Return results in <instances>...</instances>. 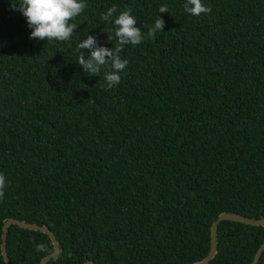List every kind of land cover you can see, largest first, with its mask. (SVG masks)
<instances>
[{
	"label": "trees",
	"instance_id": "trees-1",
	"mask_svg": "<svg viewBox=\"0 0 264 264\" xmlns=\"http://www.w3.org/2000/svg\"><path fill=\"white\" fill-rule=\"evenodd\" d=\"M85 2L69 40L39 41L20 0H0V264L9 219L51 230L61 253L48 264L199 262L220 214L264 219V0H202L212 11L200 16L186 0ZM127 8L145 39L124 47L109 89L76 46H115ZM156 17L163 32L148 38ZM263 241V227L223 221L209 264H251ZM6 251L40 264L53 246L11 226Z\"/></svg>",
	"mask_w": 264,
	"mask_h": 264
},
{
	"label": "clouds",
	"instance_id": "clouds-1",
	"mask_svg": "<svg viewBox=\"0 0 264 264\" xmlns=\"http://www.w3.org/2000/svg\"><path fill=\"white\" fill-rule=\"evenodd\" d=\"M86 7L85 0H20L18 5L13 3V8L23 14L28 27L32 30L30 38L39 41L69 40L77 29V24L71 21L84 12ZM184 9L194 16L210 14L212 11L210 7H206L202 3V0H186ZM158 11L166 13L169 12V9L167 6H161ZM116 12L117 7L113 5L101 14L100 19L108 22ZM113 23L117 43L112 48L98 45L97 38L92 35H87L76 46L78 65L91 76H99L101 69L105 68L104 80L109 89L120 83V73L126 69L129 63L121 56L124 47L129 44L139 45L145 39V34L140 27H137V20L132 15L131 8L121 11ZM164 26L165 21L156 17L154 25L147 32V37L154 39L158 31L163 32ZM112 39L113 36L108 34V41L111 42ZM84 49L89 50L87 56ZM6 184L5 175L0 173V199L4 197ZM36 247L37 250H42L44 245L38 244Z\"/></svg>",
	"mask_w": 264,
	"mask_h": 264
},
{
	"label": "water",
	"instance_id": "water-1",
	"mask_svg": "<svg viewBox=\"0 0 264 264\" xmlns=\"http://www.w3.org/2000/svg\"><path fill=\"white\" fill-rule=\"evenodd\" d=\"M223 221H230V222H236L248 226H255V227H263L264 228V219H249L245 218L240 215L231 214V213H222L218 216V218L212 223L211 229H210V248L207 256L196 263L193 264H209L215 257L217 253V229L218 225ZM11 226H16L23 230H29V231H35V232H41L48 236L50 239L53 251L51 254L45 256L42 258L40 264H48L51 260H56L59 258L61 250L59 247L58 241L55 239L54 234L45 226H39L37 224L27 223L23 221H19L16 219H9L7 220L2 228V236H1V256L3 258V261L5 264H9V259L6 251V238H7V232L8 229ZM264 252V241L258 251L256 252L251 264H257L259 261L262 253ZM84 264H94L92 261H86Z\"/></svg>",
	"mask_w": 264,
	"mask_h": 264
}]
</instances>
